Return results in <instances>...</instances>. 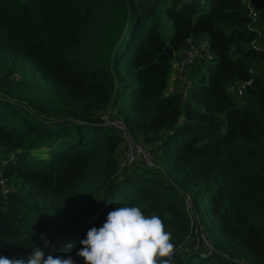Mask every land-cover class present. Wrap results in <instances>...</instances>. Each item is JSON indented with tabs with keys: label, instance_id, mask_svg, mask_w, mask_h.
<instances>
[{
	"label": "trees",
	"instance_id": "trees-1",
	"mask_svg": "<svg viewBox=\"0 0 264 264\" xmlns=\"http://www.w3.org/2000/svg\"><path fill=\"white\" fill-rule=\"evenodd\" d=\"M253 8L255 22L243 0H0V255L35 245L84 264L86 231L128 205L162 219L172 264H264V0ZM106 108L152 167L121 168ZM196 229L210 250H185Z\"/></svg>",
	"mask_w": 264,
	"mask_h": 264
},
{
	"label": "clouds",
	"instance_id": "clouds-1",
	"mask_svg": "<svg viewBox=\"0 0 264 264\" xmlns=\"http://www.w3.org/2000/svg\"><path fill=\"white\" fill-rule=\"evenodd\" d=\"M44 247H50L44 234ZM78 250L84 264H172L175 245L172 233L158 215H145L138 206H120L109 211L99 228L93 226L80 240ZM71 247V244L66 245ZM0 264H75L71 256L45 255L39 246H32L29 255L21 258L0 255Z\"/></svg>",
	"mask_w": 264,
	"mask_h": 264
},
{
	"label": "built area",
	"instance_id": "built-area-1",
	"mask_svg": "<svg viewBox=\"0 0 264 264\" xmlns=\"http://www.w3.org/2000/svg\"><path fill=\"white\" fill-rule=\"evenodd\" d=\"M243 2L245 3V6L248 8L250 18L252 19L253 22H255L258 16V12L253 8L254 0H243ZM194 49H195L194 46H192L190 49L185 50L183 52L182 57L179 59V61H176L177 69L174 68L173 65V74L175 73V71H177V74L182 73L186 69L187 65L193 62L196 56V51ZM247 83H248L247 81L238 82L236 84L235 89L231 93L233 95L235 94L237 96H240L242 94L244 85ZM111 111H112L111 108H106L100 113L99 117L104 125L116 128L117 130L120 131L123 137L124 149H123V155L121 158L120 166L121 167L131 166L137 164L138 161H141L145 166L152 167L154 164L152 162L150 150L144 145L134 142L131 139L123 121L120 118H116L115 116H113V113ZM0 184H1L2 193L7 194L10 191V188L7 186V184L5 183V181L1 176H0ZM197 230L198 229H196L194 232H196ZM197 234H200L201 237V248H203V250L205 251L210 250L211 246L208 243V240L204 236V234L201 232ZM197 250L200 249L198 248Z\"/></svg>",
	"mask_w": 264,
	"mask_h": 264
},
{
	"label": "rangeland",
	"instance_id": "rangeland-1",
	"mask_svg": "<svg viewBox=\"0 0 264 264\" xmlns=\"http://www.w3.org/2000/svg\"><path fill=\"white\" fill-rule=\"evenodd\" d=\"M160 24H161V31H162V34H163V38L165 39V40H168L169 38H170V36H171V34H172V31H173V25H172V22L170 21V20H168V19H166L165 17L164 18H162V21L160 22ZM194 50L196 51V53H197V55H199L200 54V52L202 51V49H204L202 46H201V44H199V45H197L196 47L194 46ZM196 55V56H197ZM195 56V57H196ZM200 56H202V55H200ZM174 68H176L177 69V62H175L174 64ZM191 65H192V63H191ZM191 65L190 66H188V67H191ZM188 69V68H187ZM187 69H185L182 73H180V74H177V71H175V73L174 74H172V76H171V79H170V84L171 85H181V86H185L184 84H179L180 82H182V83H184V82H187V78H188V75H189V69L187 70ZM188 71V72H187ZM181 76L182 77V79H180L179 81H178V83H176L175 82V79H176V77L177 76ZM185 75V76H184ZM175 82V83H174ZM138 87V84L137 83H132V88L133 89H135V88H137ZM130 94H131V97H129L131 100H133V97L135 96V91H130ZM123 147V146H122ZM34 153L36 154V156L37 157H45V156H47L46 155V149H38V150H35L34 151ZM151 154V157H152V162H153V164H155L156 163V155L155 154H152V153H150ZM139 159V158H138ZM137 164H140V165H142V166H145L141 161H138V163ZM121 168H123V167H121ZM124 168H126V167H124ZM8 186V185H7ZM12 189L13 188H15V189H17V187L16 186H12L11 187ZM59 230H60V226H57L55 229H54V233H52L54 236H56V233H57V235L59 234ZM197 233H200L198 230L195 232V236L189 241V243H188V245L185 247V250H189V249H191L192 248V250H194V249H200V251H204L205 252V250H203V248H201V237H200V234H197ZM197 236V237H196ZM205 236V235H204ZM193 247H194V249H193Z\"/></svg>",
	"mask_w": 264,
	"mask_h": 264
},
{
	"label": "crops",
	"instance_id": "crops-1",
	"mask_svg": "<svg viewBox=\"0 0 264 264\" xmlns=\"http://www.w3.org/2000/svg\"><path fill=\"white\" fill-rule=\"evenodd\" d=\"M199 44H201V46H202L203 48L205 47V46H204V45H205V43H204V42H203V43H199ZM199 44H198V45H199ZM193 46H195V47H196L197 45H193ZM202 50H203V49H202ZM170 86L172 87L173 85H171V84H170ZM115 103H116V102H115ZM115 103H113V104H114V106L116 105ZM41 150H42V149H41ZM34 154H35V153H34ZM35 155H36V154H35Z\"/></svg>",
	"mask_w": 264,
	"mask_h": 264
}]
</instances>
